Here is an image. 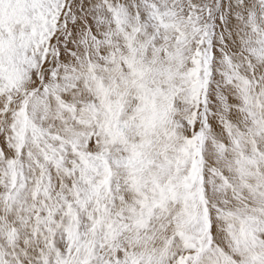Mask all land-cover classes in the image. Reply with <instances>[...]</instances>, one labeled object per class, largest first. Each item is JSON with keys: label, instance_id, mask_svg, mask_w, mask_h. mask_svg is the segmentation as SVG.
Masks as SVG:
<instances>
[{"label": "snow or ice", "instance_id": "1", "mask_svg": "<svg viewBox=\"0 0 264 264\" xmlns=\"http://www.w3.org/2000/svg\"><path fill=\"white\" fill-rule=\"evenodd\" d=\"M0 264H264V0H0Z\"/></svg>", "mask_w": 264, "mask_h": 264}]
</instances>
